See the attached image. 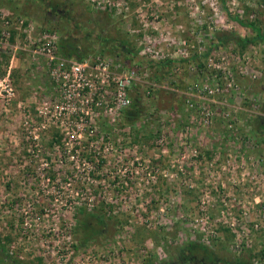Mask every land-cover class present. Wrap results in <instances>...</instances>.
Returning a JSON list of instances; mask_svg holds the SVG:
<instances>
[{"label": "rangeland", "instance_id": "obj_1", "mask_svg": "<svg viewBox=\"0 0 264 264\" xmlns=\"http://www.w3.org/2000/svg\"><path fill=\"white\" fill-rule=\"evenodd\" d=\"M2 13L25 18L8 42L26 48H0V264H264V40L241 47L255 34L232 20L264 31V0H0ZM42 32L134 68L137 122L108 110L112 85L50 97L27 50ZM84 213L106 225L78 246ZM187 241L216 260L176 258Z\"/></svg>", "mask_w": 264, "mask_h": 264}, {"label": "built area", "instance_id": "obj_2", "mask_svg": "<svg viewBox=\"0 0 264 264\" xmlns=\"http://www.w3.org/2000/svg\"><path fill=\"white\" fill-rule=\"evenodd\" d=\"M0 20V48H8L12 51L25 49L26 47L8 42L13 30L23 27L25 18L2 13ZM28 46L29 52L44 59V70L48 81L55 89L50 97H76L77 100L78 97H102L101 94L106 93V89L112 85L113 106H109L108 110L120 112L129 104L128 89L136 82L142 81L134 68L122 69L118 74L113 73L110 60L100 55L80 59L59 56L58 38L52 33L42 32L37 41ZM8 78L9 72L0 77V90L5 92V96L10 95L11 90ZM0 96H4L1 91ZM208 114V111H205V115Z\"/></svg>", "mask_w": 264, "mask_h": 264}, {"label": "trees", "instance_id": "obj_3", "mask_svg": "<svg viewBox=\"0 0 264 264\" xmlns=\"http://www.w3.org/2000/svg\"><path fill=\"white\" fill-rule=\"evenodd\" d=\"M55 5H57L55 3ZM53 7V6H52ZM54 8V7H53ZM232 20L237 22L239 25L243 27H247L250 30L254 31L255 36L251 37L250 39L244 38V37H238L236 38V41L241 45V47H244L247 43L255 40V38H259L260 40H264V31L260 29L254 19L253 20H243L240 17H237L234 15L232 17ZM122 48L125 54L128 51V49L124 46L122 43ZM57 53L64 58H75L80 59L84 56V50L78 47L77 43L73 41L69 36L67 35H59L58 37V47H57ZM151 65L158 66L160 65H168L171 63V60L167 61H149ZM140 114V109L137 106V103L134 101H131L128 106H126L124 109L121 110V122L128 126L132 127L138 119V116ZM258 120V119H257ZM256 120L257 127L260 131L264 132V118H260V122ZM106 222L103 219L102 215L96 214V213H84L81 215L80 221L78 223L77 227V241L78 246H82L85 243H87L89 240L94 238L97 234H102L105 228ZM176 258L186 261V262H201L206 261L209 263H212L216 260L215 255L212 253V251L204 245H200L195 243L194 241H187L183 245L179 247V249L175 252ZM8 257V255H6ZM11 264H14L12 261ZM230 264H250L245 261H236L234 263L229 262ZM160 264V263H156ZM161 264H171V263H161Z\"/></svg>", "mask_w": 264, "mask_h": 264}, {"label": "flooded vegetation", "instance_id": "obj_4", "mask_svg": "<svg viewBox=\"0 0 264 264\" xmlns=\"http://www.w3.org/2000/svg\"><path fill=\"white\" fill-rule=\"evenodd\" d=\"M47 7L45 8V11L47 14H50L52 12V6L50 5V3H47ZM56 11H59L58 9Z\"/></svg>", "mask_w": 264, "mask_h": 264}, {"label": "crops", "instance_id": "obj_5", "mask_svg": "<svg viewBox=\"0 0 264 264\" xmlns=\"http://www.w3.org/2000/svg\"><path fill=\"white\" fill-rule=\"evenodd\" d=\"M26 31H27V30H26ZM4 69H5V68H4ZM6 72H9L8 68H7ZM6 72H5V73H6Z\"/></svg>", "mask_w": 264, "mask_h": 264}]
</instances>
